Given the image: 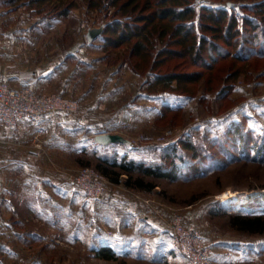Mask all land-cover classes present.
Masks as SVG:
<instances>
[{
	"label": "rangeland",
	"instance_id": "obj_1",
	"mask_svg": "<svg viewBox=\"0 0 264 264\" xmlns=\"http://www.w3.org/2000/svg\"><path fill=\"white\" fill-rule=\"evenodd\" d=\"M21 1L26 3L16 14L19 13V17H22V24H47L65 31L69 29L71 53L75 54L72 56L69 75L70 87L64 93H50H57L79 102L80 109L72 116L75 123L88 127L91 132L118 133L128 140L127 143L117 144L115 151L151 159L164 147L177 143L187 135H191L196 143L214 151L217 147L211 148L210 142L228 139L229 127H235L239 121H244L243 130L247 133L259 139L264 137V73L258 74L255 70L251 75H238L225 96L216 92V87L222 85V81L215 84L211 90L203 88L206 87L204 83H199L189 98L182 99L174 92L177 97L171 98L170 105L173 108L181 106L180 109L161 114V100L154 98L159 91L148 88L145 73L134 75L129 67L121 65V61L116 59L120 52L104 49L101 34L91 42L86 37L89 29L104 27L112 7L107 11L103 7H90L87 0H72L74 5L68 14L56 16L50 11L54 5L53 0H18L16 4ZM43 12L48 16L46 24L43 21L37 22ZM84 41L86 44L78 48ZM67 42L65 34V44ZM64 117L68 118L65 115ZM83 134L85 135L83 131L79 132V135ZM230 137L231 135L229 139ZM39 141L37 145L40 147H35L41 151L40 154L46 153L50 149L48 140L40 136ZM84 144L91 147L88 140ZM75 145L79 148L65 145L55 152L56 167L61 169L57 171V179L63 181V185L71 181L74 187L73 175L77 169L83 166L96 169L97 162L89 153L82 157L84 160L89 159L91 163L84 165L80 162L76 154L80 153L81 144ZM108 153L110 155L112 151ZM184 153L186 158H189L190 151L184 150ZM233 153L238 154L236 150ZM157 183L158 186L148 192L149 196L146 198L151 199L153 206H150L149 214L154 222L152 226L157 229L148 234L159 246L154 250L145 243L126 247L115 260L97 257L91 250L94 240L91 237V228L87 227L86 223L94 218V222L100 219L105 221V218L95 217L96 205L93 200L87 199L79 189H49L50 193L40 189L37 200L39 211H43L46 223H61L54 226L52 223L50 227L41 223L37 227L36 231L45 237L34 242L32 249L38 253L34 257L38 260L35 264H187L183 255L174 247L168 231L169 223L175 214L180 215L186 227L199 231L211 245L214 264H264V243L262 247L254 248V251L213 247L215 243L224 240L244 244L264 240V233L259 235L235 229L229 216V213L239 212L251 199L264 202V195L255 194L264 188V163L237 161L230 163L227 168L210 173L208 177L173 183L161 179L157 180ZM120 185L127 189L123 181ZM160 189H166L167 196L173 197L175 201L162 198ZM229 190L237 196L226 204L219 196ZM44 195L51 197L50 202H42ZM201 195L205 196V200L197 199L194 205L179 204ZM33 200H36L35 196ZM211 203L227 213L223 215L219 211L217 214H210L208 211ZM48 206L49 209H46ZM8 214L9 209H6L0 212V217ZM22 217L30 218V213L23 211ZM40 217L36 215L34 218L40 220ZM105 224L104 232L113 236L116 228L107 221ZM0 245L3 243L0 242ZM7 245L14 246L10 242ZM6 253L0 251V264L27 262L16 259L14 255L10 256L9 252Z\"/></svg>",
	"mask_w": 264,
	"mask_h": 264
},
{
	"label": "trees",
	"instance_id": "obj_2",
	"mask_svg": "<svg viewBox=\"0 0 264 264\" xmlns=\"http://www.w3.org/2000/svg\"><path fill=\"white\" fill-rule=\"evenodd\" d=\"M53 1L50 11L56 16L68 14L74 5L72 0ZM87 2L90 7H103L107 11L112 7L101 34L104 40L102 46L104 49L120 52L116 59L121 61V65L129 67L134 75L145 73L148 88L159 91L154 98L161 100V114L180 109L181 106L173 108L170 105L171 98L177 97L174 92L182 99L189 98L199 83H204L206 87L203 88L211 90L222 81V85L216 87V92L225 96L238 75H251L255 70L258 74L264 73V0ZM25 3L21 1L16 6ZM44 13L39 18L47 21L48 16ZM243 122L239 121L235 127H229L227 133L231 135L230 139L228 136L224 141L212 140L211 148L217 147L214 151L196 143L191 135H187L177 143L164 147L151 159L115 151L116 145L122 142L100 144L95 140L99 131L91 132L88 127L74 121L70 123L73 134L65 143L74 145L75 149L79 148L75 144H81V151L76 154V158L84 165L90 164L89 159L84 160L82 157L89 153L97 160L96 169L111 182L117 183L124 174L127 188L151 192L158 186L157 180L187 182L208 177L210 173L227 168L230 163L237 161L263 164L264 137L259 139L244 131ZM81 131L85 135H79ZM87 140L91 147L84 144ZM184 150L190 151L189 158H186ZM235 150L238 154L233 153ZM108 151L112 153L109 155ZM159 194L164 199L175 201L173 197L167 196L166 189H160ZM201 196L179 204L194 205L197 199L205 200V196ZM50 199L51 197L44 195L41 200L45 203L50 202ZM209 208L208 212L213 215L219 211L223 215L227 213L223 209H217L212 203ZM103 209L104 204L99 209L95 208V217L99 218L102 214L116 231L113 236H109L98 220L94 222L95 218L93 221L89 219L86 224L91 228L94 240L91 250L97 257L115 260L122 254V249L130 245L128 240L123 239L121 232L125 225L117 223L116 218ZM229 216L235 229L259 235L264 233V202L259 199H251L239 212L229 213ZM121 222L124 223L122 219ZM143 233L136 230L135 236L139 239L136 246L145 243L152 250L159 246L148 232L145 233L146 237H143ZM263 243L264 240L248 244L224 240L215 243L213 247L254 251V248L262 247Z\"/></svg>",
	"mask_w": 264,
	"mask_h": 264
},
{
	"label": "crops",
	"instance_id": "obj_3",
	"mask_svg": "<svg viewBox=\"0 0 264 264\" xmlns=\"http://www.w3.org/2000/svg\"><path fill=\"white\" fill-rule=\"evenodd\" d=\"M16 3L17 0H0V82L5 81L14 88L27 85L42 93H64L70 87L71 62L75 56L68 40L69 29L50 27L45 20L37 21L45 22L46 25L42 26L22 24V17L16 13L24 6L18 7ZM85 44L84 41L78 48ZM72 121V117L65 118L59 114L43 116L39 121L22 119L13 127L0 122V212L9 209L7 216L0 217V242L3 243L0 251L9 252L10 256L24 262L27 260L24 264L38 262L34 258L38 253L32 248L34 242L45 236L36 231L37 227L41 223L49 227L52 223L53 226L61 223L51 221L52 218L51 224L46 223L37 200L40 189L45 193H50L49 189H78L71 181L63 185V181L57 179V171L61 169L55 164V152L61 150L59 147H64L67 138L73 134ZM40 136L48 140L50 149L36 155L35 144L40 142ZM122 177L126 176L121 175L117 183L109 180L103 198L93 202L96 209L104 204L103 210L109 211L117 223L125 225L121 229L123 239L135 247L139 241L135 236L136 230L144 232L142 236L146 237L145 233L157 229L152 226L150 205L143 201L149 196L148 192L124 189L120 185L125 180ZM34 196L36 200H33ZM23 211H28L30 218L22 217ZM36 215L41 219L34 218ZM102 216L99 218H104ZM98 223L101 227L106 225L102 219ZM8 242L14 246L8 247Z\"/></svg>",
	"mask_w": 264,
	"mask_h": 264
},
{
	"label": "built area",
	"instance_id": "obj_4",
	"mask_svg": "<svg viewBox=\"0 0 264 264\" xmlns=\"http://www.w3.org/2000/svg\"><path fill=\"white\" fill-rule=\"evenodd\" d=\"M79 109V102L69 97L38 92L27 85L14 88L5 81L0 82V122L7 127L18 125L22 119L39 121L47 115L72 117ZM35 146L40 147L37 144ZM40 152L34 150L36 155ZM73 182L87 199L99 200L104 196L109 180L97 169L83 166L73 175ZM143 201L153 206L150 198H144ZM168 229L174 247L187 264H214L209 243L199 231L186 227L180 215L175 214Z\"/></svg>",
	"mask_w": 264,
	"mask_h": 264
},
{
	"label": "water",
	"instance_id": "obj_5",
	"mask_svg": "<svg viewBox=\"0 0 264 264\" xmlns=\"http://www.w3.org/2000/svg\"><path fill=\"white\" fill-rule=\"evenodd\" d=\"M103 26L98 28H91L87 31L86 37L88 41H92L95 37L102 34ZM95 140L100 144H109L113 142L127 143L128 140L118 133L102 132L95 135Z\"/></svg>",
	"mask_w": 264,
	"mask_h": 264
},
{
	"label": "bare ground",
	"instance_id": "obj_6",
	"mask_svg": "<svg viewBox=\"0 0 264 264\" xmlns=\"http://www.w3.org/2000/svg\"><path fill=\"white\" fill-rule=\"evenodd\" d=\"M255 194H257V195H264V188L258 190L257 192H255ZM236 196L237 195H236L235 192L229 190V191L222 192L219 197H220L221 201L226 202V204H227L228 201H231Z\"/></svg>",
	"mask_w": 264,
	"mask_h": 264
}]
</instances>
